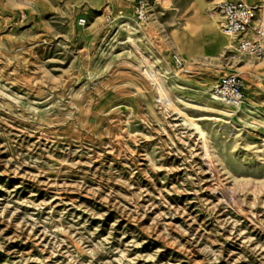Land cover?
I'll list each match as a JSON object with an SVG mask.
<instances>
[{
  "label": "rangeland",
  "instance_id": "374dc122",
  "mask_svg": "<svg viewBox=\"0 0 264 264\" xmlns=\"http://www.w3.org/2000/svg\"><path fill=\"white\" fill-rule=\"evenodd\" d=\"M214 3L0 0V264H264V65Z\"/></svg>",
  "mask_w": 264,
  "mask_h": 264
},
{
  "label": "built area",
  "instance_id": "2783aa9c",
  "mask_svg": "<svg viewBox=\"0 0 264 264\" xmlns=\"http://www.w3.org/2000/svg\"><path fill=\"white\" fill-rule=\"evenodd\" d=\"M221 33L230 38L228 56L231 60L241 58L261 61L264 65V0L251 3L248 0H215ZM135 18L143 22L147 13L142 1L134 4ZM173 64L183 67V59L171 54ZM210 95L230 109L244 105L247 97L241 76L229 71L210 88Z\"/></svg>",
  "mask_w": 264,
  "mask_h": 264
},
{
  "label": "bare ground",
  "instance_id": "6f19581e",
  "mask_svg": "<svg viewBox=\"0 0 264 264\" xmlns=\"http://www.w3.org/2000/svg\"><path fill=\"white\" fill-rule=\"evenodd\" d=\"M259 2V1H258ZM258 2H256V3H258ZM203 92H206V93H208L209 94V98H211L213 101H215V102H217L218 103V101L217 100H215L211 95H210V91H208V89L207 88H203ZM243 105H241L240 107H238L237 109H235V110H244L243 108H241ZM194 125V124H193ZM206 150V149H205ZM207 151V150H206Z\"/></svg>",
  "mask_w": 264,
  "mask_h": 264
}]
</instances>
